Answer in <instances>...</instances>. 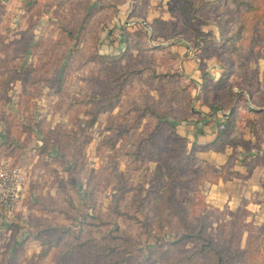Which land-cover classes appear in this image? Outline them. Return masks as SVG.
Masks as SVG:
<instances>
[{"label": "rangeland", "instance_id": "374dc122", "mask_svg": "<svg viewBox=\"0 0 264 264\" xmlns=\"http://www.w3.org/2000/svg\"><path fill=\"white\" fill-rule=\"evenodd\" d=\"M88 10H92L94 15L90 26L84 31L81 29L82 20L86 18ZM206 15L202 21L194 22L191 16L184 12L183 5H175L174 0H0V60H12L13 64L24 65L32 71L26 83L17 80L6 87L0 77V134L4 132V135H0V148L5 142L3 153L11 152L9 154L14 153L15 156L22 154L15 163L0 159V165L8 162L17 167L27 159L32 161L30 149L40 146L42 148L46 144L44 141L47 139H44L42 131L46 133L56 129H74L79 135L90 136L92 141L84 150L85 166L93 170L101 181L97 191L99 206L103 213H106L107 219L113 221H110L111 223L116 222L120 231L123 230L124 236L130 241L128 245L120 240V246H127L128 253L115 257V260H120L118 264H162L160 258L163 253L168 256L166 260L170 261L181 252L197 249L198 245L193 238L186 239L185 243L181 242L180 244L184 243L181 248L178 246L179 242L177 245L175 242L182 234L194 232L199 228L203 210L206 213L204 234L212 238L215 246L222 252L221 264H227L228 253L225 252V247L229 250L235 246L243 248L247 237L250 239L251 235H259V229L264 228V48L254 47L255 41L251 37L254 33V22L250 19L241 55L232 58L226 51L220 60L216 49L202 50L196 39L200 32L212 39V33H215L216 37L219 36V22L220 26L228 27L229 30L237 26L235 12L231 9L210 10ZM138 30L148 31L152 45L170 48V53L178 58L174 66L179 67L183 78L179 81L176 76L170 75L163 83H156L147 81L143 79L145 76H142L128 81L112 114H117L126 100L133 97L140 104L155 102L152 106L161 110L166 109V105L170 107L173 114L171 121L176 127L183 124L196 128L211 127L212 130L218 131V127L224 124L226 115L229 116L231 112L230 106L226 108L227 90L232 87L235 91L243 90L247 100V104L243 103L234 111L233 133L226 140L223 151L205 150L204 145L192 143L185 138V145L189 149L195 144L194 154L204 172L196 182L172 181L174 198L185 213L184 219L182 223L173 221V218L166 219L162 224L164 228L155 226L143 235L140 229L132 224L127 226L123 215L108 212V207L112 204V194L115 192L114 178L109 177L105 170L108 161L97 155L96 148L109 134L107 128L110 111L102 110L96 115L94 125L90 126L100 104L108 103L105 97L118 93L127 74L121 73L125 72V69H121L135 64L132 58L138 56L137 51L130 45L126 47L125 37L126 32L133 33ZM48 47L52 50L46 51V56L32 52H40ZM93 53L109 60L117 59V63L94 59ZM145 58L149 59L148 54ZM155 58H151L154 64L160 67L166 65L167 61L161 54ZM44 63L48 64L49 73L42 68ZM61 65L65 68H60ZM60 69L63 71V81L59 87L61 91L56 84H49L46 80L57 76L56 73L54 76L53 74ZM115 70L117 74L122 75L115 83L107 85L105 82L114 78ZM228 70L229 73L222 79L223 84H220L218 81ZM243 73L252 74L249 82L243 78ZM2 74L4 70L0 67V75ZM195 74L198 75V82L194 80L197 85L189 83ZM204 76L213 81L214 88L208 90L201 86ZM106 87L109 90H106ZM179 87L183 88V91L176 94V88ZM189 87L191 88L188 91ZM173 93L174 97H171ZM127 105L130 106L129 103ZM250 108L259 112L251 111ZM145 123L146 120L143 121V124ZM29 124L33 126L32 139L27 140L26 135L20 139L24 128ZM4 128L10 131L9 135ZM159 140L168 141L162 133ZM165 144L166 147L168 144ZM164 150L168 156L177 153L173 148ZM208 151L224 155L225 162L217 166L201 159L199 154L205 152L206 155ZM35 160L37 163L33 169L31 165L28 168L31 169L32 179L28 182L24 199L8 211L11 215L10 222L18 224L14 229L19 230H13L10 237L0 231L2 263L12 258L16 252L18 258L15 264H58L59 261L60 247L44 246L47 235L41 236L35 243L26 241L21 249H18L19 242L16 241L18 238L24 241L32 230L30 216L34 213L28 207L29 201L36 203V196L47 194L59 199L55 180L53 177L43 176L45 169L40 167L41 159ZM50 160L48 159V162ZM244 161L252 165V170L243 164ZM119 162L121 169L126 171L125 161L119 158ZM209 165L215 170L206 169ZM156 166L155 161H146L144 165L151 170ZM218 169H223L221 175L229 178L227 182L215 177ZM59 170L60 177L67 179L68 173ZM78 182L79 191L70 189L65 197L71 204L62 202L74 220L64 214H59V218L55 220L69 229L62 234L60 244L71 239L73 233L76 234L82 228L81 222L86 211H83L80 201L85 197L87 181L84 179L83 182ZM136 183L135 176L131 184ZM219 183L223 184L221 189L217 186ZM131 194L132 192L126 194L120 205L121 210L125 211L131 207ZM73 205L78 207V210L73 209ZM109 228L104 232L113 230L115 226L110 225ZM53 235V238H58L60 233ZM157 244H162L159 246L161 250L152 260H145L148 250L156 249ZM42 251L44 257L34 258ZM125 258L129 260L122 263ZM206 258L202 254L198 255L195 264H209L210 261ZM166 260V263L172 264ZM231 262L264 264V250L259 252L251 248L245 260L231 259Z\"/></svg>", "mask_w": 264, "mask_h": 264}, {"label": "trees", "instance_id": "16d2710c", "mask_svg": "<svg viewBox=\"0 0 264 264\" xmlns=\"http://www.w3.org/2000/svg\"><path fill=\"white\" fill-rule=\"evenodd\" d=\"M174 3L175 5H183L184 12L186 14L188 13L194 22L202 21L207 16L206 12L210 10L219 11L222 8L223 11L231 9L235 12L237 26L233 30L220 26L219 24L221 23L219 22L218 37H216L215 33H212V39H208L209 36L207 34L200 32V35L196 38L202 50L209 48L216 49L220 60H222L221 55L226 51H228L232 58L242 54L241 47H243L247 23L250 19H253L254 22V33L251 35L255 41L254 47L264 48V0H198V2L196 0H174ZM93 15L92 10H88L86 18L82 20V30L85 31L87 26H90ZM125 43L126 47L130 45V47L137 51L139 57L132 58L136 65H127L121 69H125V72L121 73L127 74L121 82L120 93L118 91V93H114L112 96L105 97V99H108V103L100 104L90 126L94 125L93 122L98 113L100 114L102 110L105 111L106 109L110 111L107 128L109 134L103 138L102 144L96 148L97 155L108 161L105 170H107L109 177L111 179L114 178L115 192L112 194V204L108 207V212H112L113 215H123L126 225L132 224L135 228L140 229V233L143 235L146 231L148 233V230L154 229L155 226L156 228H164L162 224L166 219L173 218V221L182 223L185 213L180 209L178 201L174 198L172 181L183 183L196 182L201 178L200 174L204 172V168L198 164L199 161L194 154L195 144L192 145L193 148L191 149L185 145V137H182L178 133L176 125L171 121L173 114L167 105L166 109L161 110L156 106H152L155 102L152 104H140L132 97L126 100L125 105L121 107V110L117 114H112V111L117 106V102L123 96V92L121 94V91H125L123 87L129 83L128 81L142 76H145L143 79L155 81L156 83H163L170 78V75L176 76L179 81L183 78V74H180L179 67L174 66L178 62V58L170 53V48L152 45L147 30H138L133 33L126 32ZM50 50L52 49L48 47L40 52H36V50L32 52L34 54L45 55ZM146 54H148V60L145 58ZM160 54L167 61L163 67L154 64L151 59L153 57L155 60V57ZM96 55V53H93L94 59H99L100 61L109 60L104 56ZM116 60L110 59L109 61L117 63ZM0 67L4 70V74L0 75V77H2V83L5 87L17 80L26 83L32 74L30 68H26L24 65H15L12 60H0ZM47 67L48 64L44 63L42 65V68L49 73L50 70ZM60 68H65V66L61 65ZM21 69L25 71L22 72ZM60 70L54 72L53 76L55 73L57 76L55 75L51 80L46 78L49 84H56L58 88L61 87V82L63 81V71ZM227 73H229V70L221 76V80L218 81L220 84H223L222 79H224ZM121 75L117 74V70H115L113 73L114 78L107 80L105 83L107 85L112 82L115 83V80ZM242 76L249 82L252 74L247 75L243 73ZM189 83L197 85L194 80H190ZM213 85L214 83L210 78L203 77L201 86L204 89L210 90L214 88ZM190 88H188V91ZM107 89L108 87H106ZM176 89V94H180L183 91V88L180 89V87ZM59 91H61V88H59ZM226 94V108L230 106V115H226L224 124L218 127L219 130L217 131L215 140L204 145L203 149L205 150L213 149L215 151H223L226 140L233 133L234 111L240 108L243 103L247 104L243 90L235 91L234 87H232L227 90ZM171 97H174V93L171 94ZM127 103L130 104L129 107ZM250 110L256 111L253 108H250ZM153 119L155 121L154 123ZM144 120H146L145 124H143ZM23 133L26 134L27 140H31L33 126L29 124V126L24 128ZM42 133L44 139H47L45 146L40 151V167L45 169L42 175L45 177H53L58 185L59 199L57 200L47 194L36 196V203L28 202L29 209L34 213L33 216H30L32 230L27 238L18 244V249H21L24 246L23 243L25 244L28 240H37L41 236L47 235L44 243L46 248L55 245L60 247L58 264L120 263V260H115V257H122L123 253H128L127 246L126 248L123 245L120 246V240L126 242L128 245L130 241L124 236L125 233L123 230L120 231L116 222L111 223L113 221L107 219L106 213H103L99 206L97 191L101 181L93 170L87 169L85 166L84 150L86 145L91 143L92 138L90 136L79 135L74 129L63 131L56 129L46 133L42 131ZM161 133L166 136L168 141L159 140ZM166 142L168 145L165 147ZM165 148L167 150L173 148L177 153L169 154L170 156H168L164 150ZM181 148L182 152L180 153ZM119 158L125 161L126 171L121 169ZM48 159H51L50 162H48ZM146 161H155L157 163L156 168L154 170L145 168ZM243 164L252 170L253 167L250 163L244 161ZM61 166L64 168H61ZM59 169L62 171L65 170L68 173L67 179L60 177ZM206 169L210 171L215 170L212 165L207 166ZM221 170L223 171V169H218L215 177L222 179L223 182H227L229 178L223 174L221 175L223 173ZM186 175L188 176L186 177ZM135 176L137 177V183L133 185L131 181ZM84 179L87 181L84 189L85 197L80 201V205L83 207V211L86 212L83 214V221L81 222L82 228L76 234L73 233L71 239L60 244L63 238L62 234L69 229L66 225L56 223L55 220L59 218V214H64L70 220H74L72 214L68 212L69 210L64 207L62 202L66 201V203H70V201L65 200L66 195L69 194L70 189L75 192L79 191L78 181L83 182ZM131 192V207L123 211L120 205L126 194ZM3 206L0 203V207ZM73 209L78 210V207L73 205ZM130 210L132 211L130 212ZM205 219L206 213L203 210L200 215L201 224L199 228L194 232L182 234L175 242L176 245L179 242L178 246L181 248L186 239L193 238L198 248L188 252H181L170 261L166 260L168 256L166 257L163 253L160 258L162 264H168L165 260L172 264H195L200 254L206 256V259L211 264L222 263V252L219 247L215 246L212 238L204 234L206 228L204 224ZM110 225H114L115 228L109 232H104L105 229H110ZM58 232L60 233L59 237L53 238V234ZM99 234L101 236H97ZM249 238L247 237L246 245L243 248L235 246L232 250H229V248L225 247V252L228 253L226 256L227 264H232L231 259L245 260L251 248L259 252L264 250V228L259 229V235H251ZM181 242L184 243L180 244ZM161 245L157 244L158 247L156 249H149L145 260H152L161 250L159 248ZM41 257H44V251L34 258L40 259ZM17 258L18 255L16 252L12 258L4 263L1 261L0 264H15ZM126 260H129V258L122 260V263Z\"/></svg>", "mask_w": 264, "mask_h": 264}, {"label": "crops", "instance_id": "0c3cea01", "mask_svg": "<svg viewBox=\"0 0 264 264\" xmlns=\"http://www.w3.org/2000/svg\"><path fill=\"white\" fill-rule=\"evenodd\" d=\"M197 77H198V75L195 74L194 76L191 77V79L196 80L198 82ZM199 113H201V112L199 111ZM4 129H6L7 135H9L10 131H7V128H4ZM177 131L182 137L189 139L192 143L197 142L199 145L200 144L206 145L208 143H211L215 140V138L217 136V130L216 131L212 130L211 127H208V128L203 127L202 128L199 126L198 128H196L194 126H188V125L182 124L181 126L180 125L177 126ZM1 134L4 135V132H1ZM25 135L26 134L24 133L22 136H20V139L21 138L23 139L25 137ZM23 141H25V139ZM3 143L4 144H2V147L0 148V154L2 155V158H0V159L1 160L7 159L11 163H15V161L18 159V157L21 156L22 154L18 153L17 156H15L14 153L9 154L11 152H8L6 154L3 153L4 152L3 146L5 145V142H3ZM45 143L46 142L44 141V144ZM19 146H20V144H19ZM30 151H31V153H30ZM30 151L28 153H30L29 155H32L31 156L32 161L27 159L25 162H22L20 166H17V167H24L26 172H27V175L30 174V175H28V181H31V179H32V177H31L32 173L30 171L31 169L30 170L28 169L30 167L29 165H31V168L33 169L34 164L37 163V160H35V159H38V160L40 159L41 146L37 149H30ZM204 153L201 152L199 154L200 158L203 160H206L210 163L216 164L217 166H219L225 162V159H226L225 156L220 154V153H215L213 151H208L206 153V155H204ZM222 185H223L222 183H219V185H217V186L219 189H221L220 186H222ZM9 210H11V209L6 208V206L0 207V231H2L1 233H5L6 236L10 237L12 235L11 233L13 230H19V229H14L18 225L16 222H10L11 215L8 213ZM4 222L6 224H4ZM8 239H10V238H8ZM38 240L39 239L31 240V241L35 243ZM16 241L19 243L23 242L19 238ZM38 247L40 248V245ZM38 251H39V249L37 250V253H38ZM27 253L31 254L32 252H27Z\"/></svg>", "mask_w": 264, "mask_h": 264}, {"label": "built area", "instance_id": "2783aa9c", "mask_svg": "<svg viewBox=\"0 0 264 264\" xmlns=\"http://www.w3.org/2000/svg\"><path fill=\"white\" fill-rule=\"evenodd\" d=\"M28 182L24 167L3 162L0 165V202L8 208L20 204L27 192Z\"/></svg>", "mask_w": 264, "mask_h": 264}]
</instances>
